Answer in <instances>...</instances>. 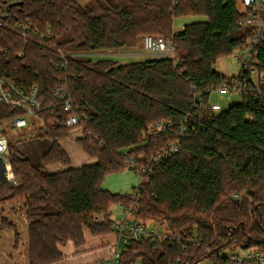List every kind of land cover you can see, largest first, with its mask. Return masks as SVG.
Segmentation results:
<instances>
[{
  "label": "trees",
  "instance_id": "obj_1",
  "mask_svg": "<svg viewBox=\"0 0 264 264\" xmlns=\"http://www.w3.org/2000/svg\"><path fill=\"white\" fill-rule=\"evenodd\" d=\"M23 1L10 7L0 27V79L12 80L25 92L38 88L45 102L38 114L39 136L50 139L52 147L44 166H36L9 144L18 185L0 183V209L20 206L28 230V263L55 264L64 258L60 247L70 242L82 247L88 232L120 235L111 208L129 207L132 195L104 190V180L128 170L126 153L144 166L176 140L173 132L148 134V127L194 114L193 88L204 92L208 104L207 90L229 79L217 74L218 61L231 57L251 36L245 26L249 11L241 0H90L86 6L75 0ZM189 16L208 21L176 34L175 20ZM17 23L24 30L12 26ZM48 28L51 39L40 41ZM149 35L171 40L179 56L121 65L90 57H69L65 63L59 54L136 49ZM258 49L264 71V41ZM61 87L75 103L83 131L77 142L96 160L92 165L71 167L60 142L72 128L51 125L67 118L54 97ZM20 114L0 104V122ZM180 145L136 190L140 199L133 215L172 237L131 241L122 263L227 264L221 254L228 249L264 252V102L248 95L219 116L204 121L195 116ZM52 166L63 169L52 172ZM3 212L0 240L10 230L18 241V226ZM96 215L104 219L97 222ZM192 238L195 243L189 242Z\"/></svg>",
  "mask_w": 264,
  "mask_h": 264
},
{
  "label": "built area",
  "instance_id": "obj_2",
  "mask_svg": "<svg viewBox=\"0 0 264 264\" xmlns=\"http://www.w3.org/2000/svg\"><path fill=\"white\" fill-rule=\"evenodd\" d=\"M24 2L23 0H11L0 4V27H3L10 17V7L13 4ZM241 5L244 9L249 11L245 26L250 29L251 36L246 44L234 51L232 57L239 64V73L229 78L224 84L217 89H209L208 104L204 101V92L197 91L193 88L194 94V114H187L178 120L170 119L161 123H155L148 127V134L160 135L169 132L175 134L176 140L167 144L162 151L151 156L149 163L144 166H139L134 156L125 154V163L129 170L133 171L138 179V186L133 191L132 202L129 207L123 204L119 205V213L122 220H116L115 230L119 235V243L113 250L111 257L95 262L93 264H123L122 252L124 248L129 245L131 241H140L142 238L155 236L168 238L172 237L169 233L160 232L154 226H146L139 220L133 217L137 211L139 194L136 190L143 183L146 176L151 174L153 170L161 165L162 162L170 158L181 148V142L185 139L186 133L189 131V126L193 125L195 116L204 121L210 117L219 116L223 112L229 110L234 102L241 103L243 98L251 95L256 102H264V71L261 70L260 50L259 45L264 41V0H241ZM16 30H24L20 24H13ZM25 31L29 32V29ZM38 35V33H36ZM51 29L48 28L45 34L40 35V41H47L51 39ZM142 47L149 57H168L173 58L174 46L171 40L161 36H145L141 39ZM1 53H6L2 50ZM60 58L66 63L69 57L71 58H86L89 55H66L59 51ZM53 65V64H52ZM54 97L58 99L59 104L64 108L67 118L65 121H56L51 123L53 126H63L67 128H77L80 124L75 103L69 98L68 90L65 87L54 90ZM224 99L227 103L224 104ZM43 102L39 98V90L37 87L33 88L31 92H25L19 86L8 79H0V104L15 111H22V114L13 116L9 119L0 122V178L4 176L3 182H8L11 186H17L18 181L13 172L9 155V138L7 134H2L3 130H7V126L13 130H24L29 126L30 118H37L39 112L43 109ZM249 120L253 117L248 116ZM30 137L33 135H29ZM139 159H143L142 155ZM235 196L234 198H238ZM104 219L102 215L94 216V220L99 222ZM190 243H195L196 239L192 238ZM121 245L124 246L120 250ZM226 259L227 264H264V252L258 248L242 249L232 248L226 250L221 254ZM142 264V263H137Z\"/></svg>",
  "mask_w": 264,
  "mask_h": 264
},
{
  "label": "crops",
  "instance_id": "obj_3",
  "mask_svg": "<svg viewBox=\"0 0 264 264\" xmlns=\"http://www.w3.org/2000/svg\"><path fill=\"white\" fill-rule=\"evenodd\" d=\"M207 21L208 18L206 17L193 16L178 19L176 22H178L177 25L179 26L181 24L183 26H187L189 23H204ZM123 56H129L132 60V63L145 62L151 59L148 58L146 53L140 52H135L133 54H127ZM227 101V99H224V104H226ZM238 103L239 101H236L233 105ZM77 128L72 129L71 136L69 138L60 142V145H62V149L68 155L69 160H71L70 164L73 168H81L82 166L92 165L96 162V160L91 158L84 151L81 145L78 144L77 140L83 136V131L82 128ZM9 131H11V136L7 135L9 138V143H14L16 147L20 149L22 155L25 158L29 159L34 165L44 166V157L52 147L51 140L46 137L45 139L36 140V137L41 134H23V130H13L10 128L6 130V134H8ZM29 135H33L31 137L36 139L31 141L29 145L23 144L22 142L29 138ZM49 169L50 171L54 172L62 170L63 168L62 166H52L49 167ZM137 186L138 179L135 173L120 172L116 173L115 175L112 174L108 176L104 180L102 188L106 191L112 192L113 194L118 193V195L127 196L131 195ZM16 225H18V223H16ZM85 238L86 242L82 247L77 248L72 242H70L66 247H60V251L62 252L64 258L62 259V261H59L55 264H93L98 261L101 262L102 260L111 257L113 250L119 243V236L116 233H110L106 235L101 234V236H94L88 232L86 233Z\"/></svg>",
  "mask_w": 264,
  "mask_h": 264
},
{
  "label": "rangeland",
  "instance_id": "obj_4",
  "mask_svg": "<svg viewBox=\"0 0 264 264\" xmlns=\"http://www.w3.org/2000/svg\"><path fill=\"white\" fill-rule=\"evenodd\" d=\"M77 3H80L82 6H86L89 4L90 0H75ZM193 17V16H189ZM194 17H202V16H194ZM178 20V19H177ZM175 20L174 23V30L175 33H181L184 28L186 27L183 26L182 24L179 26L177 25L178 22ZM195 24V23H194ZM188 25H191L190 23ZM187 25V26H188ZM137 50L135 49H127V50H122V51H112V52H102V53H93L90 55V58L94 61H99V60H112L115 62H119V64H129L132 63V60L129 56H123L127 54H133L135 52H140V53H145L141 39L138 41L137 45ZM179 56V52L177 53L176 51L174 52L173 58H177ZM148 58L152 59L153 57ZM157 58V57H156ZM216 72L217 74L231 78L236 76L239 73V64L237 61L231 56L228 58L220 59L216 65ZM39 120L37 118H30L29 119V126L23 130V134L25 133H35L37 135L40 134L38 127L40 123H38ZM7 129H9V126H7ZM78 129V128H77ZM11 136V131L7 134ZM18 135V134H17ZM71 136V132L69 137ZM37 138V139H36ZM36 138L29 137L26 140H24L22 143L25 145H29L31 141L33 140H38V139H45L43 136H38ZM120 173V172H119ZM121 173H134L131 170H126ZM116 174V173H115ZM113 174V175H115ZM112 175V174H111ZM110 176V175H109ZM108 177V176H107ZM3 209V213L6 217L9 219H12L15 221V223H18V228L21 233V237L18 241L14 238V233L11 232L10 230H6L2 233V240H0V264H29L28 263V244H27V225L24 220V216L20 211V206H18L17 203L14 204H8L4 207H2L0 210ZM119 206H113L111 208V213L113 215V219L115 221L117 220L118 222L122 220V217L118 215L119 213ZM25 235V236H24ZM15 247V248H14ZM124 248L123 245H121L120 250L122 251ZM209 264V261L206 260V262H203L201 264Z\"/></svg>",
  "mask_w": 264,
  "mask_h": 264
},
{
  "label": "water",
  "instance_id": "obj_5",
  "mask_svg": "<svg viewBox=\"0 0 264 264\" xmlns=\"http://www.w3.org/2000/svg\"><path fill=\"white\" fill-rule=\"evenodd\" d=\"M4 179H5L4 176H2V177L0 178V183L3 182Z\"/></svg>",
  "mask_w": 264,
  "mask_h": 264
}]
</instances>
